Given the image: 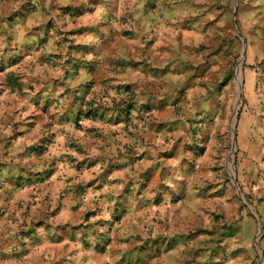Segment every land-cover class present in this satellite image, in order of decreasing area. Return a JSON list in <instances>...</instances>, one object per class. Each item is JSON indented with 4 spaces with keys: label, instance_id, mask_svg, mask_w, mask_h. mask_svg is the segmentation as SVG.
I'll list each match as a JSON object with an SVG mask.
<instances>
[{
    "label": "crops",
    "instance_id": "1",
    "mask_svg": "<svg viewBox=\"0 0 264 264\" xmlns=\"http://www.w3.org/2000/svg\"><path fill=\"white\" fill-rule=\"evenodd\" d=\"M221 4L225 11L231 0H0V264H103L99 199H110L111 183L123 175L99 179L98 148V167L91 172L43 178L46 161L39 166L37 147L31 146L70 129L66 120L76 117L80 103L101 106L129 97L135 102L131 110L144 112L137 103L182 101L189 69L198 71L195 87L205 68L208 78L224 70L231 59L230 30L218 31L225 39L219 43L210 27L189 30L182 24L215 22ZM222 19L230 25L231 14ZM258 48L248 51L249 60ZM98 111L95 116L103 115ZM94 127L86 126L85 134L96 147L99 137H93L102 129ZM107 137L100 161H120L114 154L123 148ZM60 142L54 136L51 146ZM75 184L84 186L83 193ZM112 241L105 251L114 246L121 253L107 264L150 257L149 251ZM123 248L129 250L125 257Z\"/></svg>",
    "mask_w": 264,
    "mask_h": 264
},
{
    "label": "rangeland",
    "instance_id": "2",
    "mask_svg": "<svg viewBox=\"0 0 264 264\" xmlns=\"http://www.w3.org/2000/svg\"><path fill=\"white\" fill-rule=\"evenodd\" d=\"M263 1L231 0L225 11L220 5L219 19L213 23H182L189 30L210 27L219 43L225 39L223 34L218 38V31L230 30L226 40L231 41V59L214 77L208 78L205 68L195 87L198 71L188 70L182 101L137 103L144 112H133L135 102L129 97L101 106L80 103L76 117L65 119L71 130L66 126L62 133L48 134L35 143L38 146H31L37 147L39 166L46 161V168L39 172L43 178L60 172H91L98 167V148L99 179L123 175L111 183L106 195L112 197L99 199V260L103 264L121 253L114 246L105 251L112 239L149 251L150 257L143 255L135 264H264ZM223 13L231 14L230 25L222 21ZM204 44L197 49L205 51ZM256 44L258 51L249 60L248 51ZM106 72L104 76H109L111 71ZM240 78L242 97L238 101ZM100 108L103 115L95 116ZM88 125L102 129L93 137H99V146L86 140ZM54 136L61 140L58 146H51ZM107 136L123 148L114 154L120 161H100L105 153L101 141L108 140ZM73 188L84 191L81 184ZM123 217L119 227L116 221L120 218L121 224ZM41 218L39 223L45 222ZM124 250L125 257L129 250Z\"/></svg>",
    "mask_w": 264,
    "mask_h": 264
},
{
    "label": "water",
    "instance_id": "3",
    "mask_svg": "<svg viewBox=\"0 0 264 264\" xmlns=\"http://www.w3.org/2000/svg\"><path fill=\"white\" fill-rule=\"evenodd\" d=\"M239 86H240V93H239V99H238V101L241 99V97H242V78H240V82H239ZM233 147H235V150H236V146H235V142H236V139H235V124L233 125ZM234 150V151H235ZM233 180L235 181V183H236V185H237V188H238V191H239V194L241 195V197H242V199H243V201L248 205V208H249V210L252 212V208H251V206L247 203V201H246V199H245V197H244V194L241 192V190H240V187H239V185H238V182L236 181V177H235V175H233Z\"/></svg>",
    "mask_w": 264,
    "mask_h": 264
}]
</instances>
